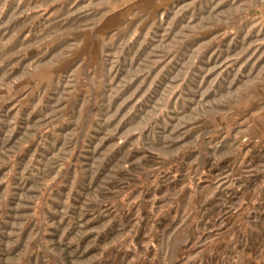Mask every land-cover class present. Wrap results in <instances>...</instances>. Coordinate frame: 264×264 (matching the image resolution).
<instances>
[{
	"label": "rangeland",
	"instance_id": "rangeland-1",
	"mask_svg": "<svg viewBox=\"0 0 264 264\" xmlns=\"http://www.w3.org/2000/svg\"><path fill=\"white\" fill-rule=\"evenodd\" d=\"M0 264H264V0H0Z\"/></svg>",
	"mask_w": 264,
	"mask_h": 264
}]
</instances>
